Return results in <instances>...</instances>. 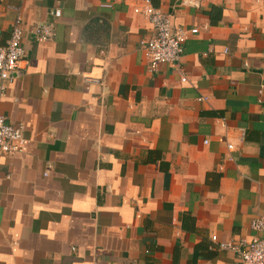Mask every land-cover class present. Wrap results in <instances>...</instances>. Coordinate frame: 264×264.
Masks as SVG:
<instances>
[{"label": "crops", "instance_id": "1", "mask_svg": "<svg viewBox=\"0 0 264 264\" xmlns=\"http://www.w3.org/2000/svg\"><path fill=\"white\" fill-rule=\"evenodd\" d=\"M150 1L197 28L156 71L138 0H0V45L24 26L0 114L26 140L0 152V264H242L211 236L264 215V0Z\"/></svg>", "mask_w": 264, "mask_h": 264}, {"label": "built area", "instance_id": "2", "mask_svg": "<svg viewBox=\"0 0 264 264\" xmlns=\"http://www.w3.org/2000/svg\"><path fill=\"white\" fill-rule=\"evenodd\" d=\"M133 12L142 15L151 24L154 35L140 41L143 55L148 61L149 69L156 71L160 62H174L177 65L183 53V43L189 33H196L197 28L185 29L173 25L171 16L155 7L150 0H138L133 6ZM50 14L60 17L59 9L51 10ZM36 41L52 38L54 29L52 23L42 22L34 26L32 31ZM24 35V26L20 16L15 19L10 37L5 44L0 45V79L12 81L18 62L24 54L21 45ZM185 80L183 76L181 78ZM4 87L0 85L2 90ZM199 99H207L200 96ZM23 124H11L0 114V152L13 153L21 151L26 140L22 135ZM204 142H207L206 140ZM233 148L232 143L227 144ZM250 226L254 231L251 238L219 240L217 235L211 238L217 243L220 250L235 253L242 264H264V215L252 219Z\"/></svg>", "mask_w": 264, "mask_h": 264}]
</instances>
